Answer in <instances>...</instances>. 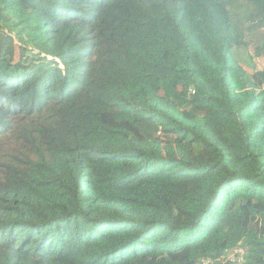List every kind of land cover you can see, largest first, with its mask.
I'll use <instances>...</instances> for the list:
<instances>
[{"label": "trees", "instance_id": "1", "mask_svg": "<svg viewBox=\"0 0 264 264\" xmlns=\"http://www.w3.org/2000/svg\"><path fill=\"white\" fill-rule=\"evenodd\" d=\"M264 0H0V264H264Z\"/></svg>", "mask_w": 264, "mask_h": 264}, {"label": "rangeland", "instance_id": "2", "mask_svg": "<svg viewBox=\"0 0 264 264\" xmlns=\"http://www.w3.org/2000/svg\"><path fill=\"white\" fill-rule=\"evenodd\" d=\"M254 52V47H249L248 49H236L234 51L235 57L249 74L264 70V57H255ZM239 249L242 251L244 250L243 247H240Z\"/></svg>", "mask_w": 264, "mask_h": 264}, {"label": "built area", "instance_id": "3", "mask_svg": "<svg viewBox=\"0 0 264 264\" xmlns=\"http://www.w3.org/2000/svg\"><path fill=\"white\" fill-rule=\"evenodd\" d=\"M240 248V247H239ZM239 248H237L236 250L230 252L225 258L226 260H230L232 262H238L239 264H241L244 259L243 256H245V250H240ZM202 264H213L210 260H203Z\"/></svg>", "mask_w": 264, "mask_h": 264}]
</instances>
